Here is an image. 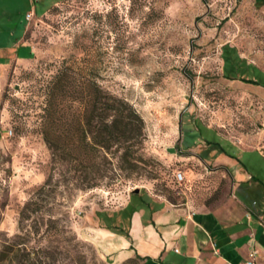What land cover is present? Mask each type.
Wrapping results in <instances>:
<instances>
[{
    "label": "rangeland",
    "instance_id": "374dc122",
    "mask_svg": "<svg viewBox=\"0 0 264 264\" xmlns=\"http://www.w3.org/2000/svg\"><path fill=\"white\" fill-rule=\"evenodd\" d=\"M53 3L36 5L30 22L6 24L0 17V44L10 46L0 55V264H112L87 232L105 227L97 214H119L136 189L144 200L209 208L232 198L230 177L220 172L225 161L264 181V154L245 138L257 131L263 112L264 0ZM1 6L0 13L9 12ZM24 28L27 47L15 40ZM225 47L234 49L227 64ZM19 49L26 59L32 50V60L15 63ZM87 56L99 85L142 118L145 162L134 174L115 172L79 190L84 174L52 161L39 115L62 61ZM205 141L219 143L225 154ZM28 203L35 204L23 219ZM12 242L14 252L3 258Z\"/></svg>",
    "mask_w": 264,
    "mask_h": 264
},
{
    "label": "crops",
    "instance_id": "0c3cea01",
    "mask_svg": "<svg viewBox=\"0 0 264 264\" xmlns=\"http://www.w3.org/2000/svg\"><path fill=\"white\" fill-rule=\"evenodd\" d=\"M44 1L0 0L2 9L9 11L0 13V17L6 24L20 18L30 22L36 16V5ZM60 1L63 0H53L52 7ZM25 6L28 8L22 14L19 8ZM26 14L31 17L27 19ZM41 18L35 21L39 22ZM25 29L15 39L22 47L29 46L24 41ZM9 49L10 46L0 44V55ZM24 51L19 49V58L13 56L15 63L27 64L32 60L26 59ZM261 104L263 112L257 115L258 129L245 138L249 148L264 154V102ZM205 158L210 161L209 157ZM223 166L220 172L230 177L232 193V198L225 203L195 208L190 201L172 205L146 199L144 204L134 205L127 218L120 214L128 203L119 214H114L118 216L114 226H119L122 234L106 230V225L92 228L87 232L90 243L112 264L134 259L138 264H239L253 252H256L255 260L264 264V181L244 171H233L226 161ZM124 221L125 228L122 226Z\"/></svg>",
    "mask_w": 264,
    "mask_h": 264
},
{
    "label": "trees",
    "instance_id": "16d2710c",
    "mask_svg": "<svg viewBox=\"0 0 264 264\" xmlns=\"http://www.w3.org/2000/svg\"><path fill=\"white\" fill-rule=\"evenodd\" d=\"M228 50H231L230 53ZM224 51L228 55L223 54L224 63L227 64L234 49L225 47ZM32 56L29 52L28 58ZM79 62L85 63L80 65ZM96 74V67L89 56L84 59H64L45 86L44 105L39 115L40 130L51 151L52 161L71 164L69 174L78 173L79 178L80 174H84V182L79 190H91L97 187L99 180L115 172L134 174L140 169V164L144 165L145 162L139 155L144 139L142 118L127 101L102 88L95 79ZM241 80L258 85L253 80ZM204 143L209 150L215 146L220 147L219 143ZM220 150L225 154L221 147ZM197 158L203 160L199 155ZM114 161L117 166H114ZM89 175L92 176L90 179ZM131 198L121 216L129 218L133 206L145 202L139 192H132ZM32 204L23 207V219H26L25 212ZM97 215L105 222L106 230L122 234L120 227L114 226L115 215ZM29 236L30 233L25 232L21 238L27 240ZM15 247V242L8 245L2 257L9 258Z\"/></svg>",
    "mask_w": 264,
    "mask_h": 264
},
{
    "label": "built area",
    "instance_id": "2783aa9c",
    "mask_svg": "<svg viewBox=\"0 0 264 264\" xmlns=\"http://www.w3.org/2000/svg\"><path fill=\"white\" fill-rule=\"evenodd\" d=\"M31 17L30 14H26V18L29 19ZM183 174L182 173H178V174H175V181L177 183H180V181L183 180ZM255 256H256V252H253L250 257L246 260V261H243L242 263H239V264H259L256 260H255Z\"/></svg>",
    "mask_w": 264,
    "mask_h": 264
},
{
    "label": "water",
    "instance_id": "95a60500",
    "mask_svg": "<svg viewBox=\"0 0 264 264\" xmlns=\"http://www.w3.org/2000/svg\"><path fill=\"white\" fill-rule=\"evenodd\" d=\"M138 192H139V190H137V189L134 191L135 194L138 193Z\"/></svg>",
    "mask_w": 264,
    "mask_h": 264
}]
</instances>
